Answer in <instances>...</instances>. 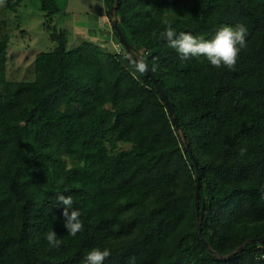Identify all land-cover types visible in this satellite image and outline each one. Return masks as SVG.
I'll use <instances>...</instances> for the list:
<instances>
[{
    "label": "trees",
    "instance_id": "trees-1",
    "mask_svg": "<svg viewBox=\"0 0 264 264\" xmlns=\"http://www.w3.org/2000/svg\"><path fill=\"white\" fill-rule=\"evenodd\" d=\"M23 0H5L16 10ZM126 41L162 86L122 53L90 40L68 46L53 28L31 78L6 77L0 39V264H264V0H110ZM52 16L56 0H40ZM210 39L246 26L235 71L181 60L159 33ZM116 38L121 42L116 30ZM157 34L156 38L152 33ZM122 43V42H121ZM119 142L128 144L119 147ZM245 148L244 155L240 149ZM199 168L198 231L194 193ZM71 195L84 225L64 227L56 195ZM71 211V210H70ZM62 241L51 247L46 235Z\"/></svg>",
    "mask_w": 264,
    "mask_h": 264
},
{
    "label": "rangeland",
    "instance_id": "rangeland-1",
    "mask_svg": "<svg viewBox=\"0 0 264 264\" xmlns=\"http://www.w3.org/2000/svg\"><path fill=\"white\" fill-rule=\"evenodd\" d=\"M60 10L52 16L40 7V0H23L10 10L0 0V39L7 41L6 77L31 78L36 52L53 46L49 34L53 28L64 31L68 46L90 40L103 50L122 53L109 12L110 0H56ZM128 144L119 142V147Z\"/></svg>",
    "mask_w": 264,
    "mask_h": 264
},
{
    "label": "clouds",
    "instance_id": "clouds-1",
    "mask_svg": "<svg viewBox=\"0 0 264 264\" xmlns=\"http://www.w3.org/2000/svg\"><path fill=\"white\" fill-rule=\"evenodd\" d=\"M165 25V29L159 33L158 38L166 41L167 47L174 49L181 60L203 58L214 68L223 67L235 71L239 54L247 47L248 30L242 23L221 25L210 39L186 32L177 34L170 22L165 21ZM151 35L154 38L157 36L155 32ZM126 58L134 72L144 74L149 71V66L143 57L133 58L131 55H127ZM156 69L157 65L153 63L150 70L155 72ZM245 152V148L240 149L241 155H244ZM56 202L63 206L62 216L68 235L75 237L78 232L83 230L84 225L80 220V212L72 207L74 203L72 196L57 194ZM45 238L53 248H59L62 244L54 231L50 230ZM110 255L111 252L107 248L103 250L93 248L84 255L83 264H104L105 259ZM129 264H134V257L129 258Z\"/></svg>",
    "mask_w": 264,
    "mask_h": 264
},
{
    "label": "water",
    "instance_id": "water-1",
    "mask_svg": "<svg viewBox=\"0 0 264 264\" xmlns=\"http://www.w3.org/2000/svg\"><path fill=\"white\" fill-rule=\"evenodd\" d=\"M109 15L111 17V24H112V27L116 30L117 34H118V37L119 39L121 40L122 44L126 47L127 50H129L135 57H142L141 54L137 51H135L131 46L130 44L126 41L122 31L120 30L119 26H118V23H117V18L115 16V6L113 5L110 12H109ZM152 79V81L155 83L157 89L159 90L160 92V95L161 97L163 98V100L165 101L167 107H168V110L171 114H173V107L170 103V100L168 99L167 95L165 94L162 86L160 85V83L157 81V79L155 78L154 74L151 72V70L149 69L148 72H146ZM172 120H173V123L175 124V127L176 129L178 130L180 136H181V139L184 143V146L188 149L189 153L191 154V151L189 150V146H188V143H187V140L185 138V135H184V132L182 130V128L180 127L177 119H176V116L173 114L172 115ZM192 155V154H191ZM194 165H195V171H196V179H197V182H196V188H195V193H194V202H195V207H196V216H197V223H198V231H199V235L201 236V239L203 240V242L208 246V248L210 250H212V248L209 246L208 242L204 239V237L202 236L201 234V230H200V216H199V203H198V194H199V186H200V181H199V168H198V165L196 162H194ZM259 240L261 242H264V238L263 237H252V238H249V239H246L243 243H241L234 251H237L239 249H241L245 243H247L248 241H251V240Z\"/></svg>",
    "mask_w": 264,
    "mask_h": 264
}]
</instances>
